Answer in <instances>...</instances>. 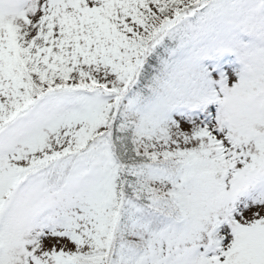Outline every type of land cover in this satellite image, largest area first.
<instances>
[{
    "label": "snow or ice",
    "instance_id": "snow-or-ice-1",
    "mask_svg": "<svg viewBox=\"0 0 264 264\" xmlns=\"http://www.w3.org/2000/svg\"><path fill=\"white\" fill-rule=\"evenodd\" d=\"M0 264H264V0H0Z\"/></svg>",
    "mask_w": 264,
    "mask_h": 264
}]
</instances>
